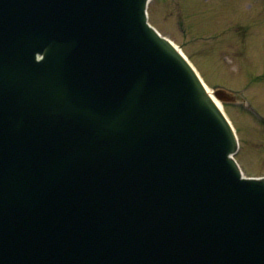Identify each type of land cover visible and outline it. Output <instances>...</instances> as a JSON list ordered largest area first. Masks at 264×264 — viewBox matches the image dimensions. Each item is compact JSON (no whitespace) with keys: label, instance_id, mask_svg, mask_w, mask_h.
<instances>
[{"label":"water","instance_id":"95a60500","mask_svg":"<svg viewBox=\"0 0 264 264\" xmlns=\"http://www.w3.org/2000/svg\"><path fill=\"white\" fill-rule=\"evenodd\" d=\"M147 1L0 0V264H264V179Z\"/></svg>","mask_w":264,"mask_h":264},{"label":"rangeland","instance_id":"374dc122","mask_svg":"<svg viewBox=\"0 0 264 264\" xmlns=\"http://www.w3.org/2000/svg\"><path fill=\"white\" fill-rule=\"evenodd\" d=\"M149 11L210 86L241 97L223 101L240 137L237 158L247 175H264V121L248 105L264 118V0H153Z\"/></svg>","mask_w":264,"mask_h":264},{"label":"bare ground","instance_id":"6f19581e","mask_svg":"<svg viewBox=\"0 0 264 264\" xmlns=\"http://www.w3.org/2000/svg\"><path fill=\"white\" fill-rule=\"evenodd\" d=\"M202 77V76H201ZM204 80V79H203ZM205 82V80H204ZM206 83V82H205ZM206 87H208V90L211 92L212 91V88L206 83ZM220 104V103H219Z\"/></svg>","mask_w":264,"mask_h":264}]
</instances>
